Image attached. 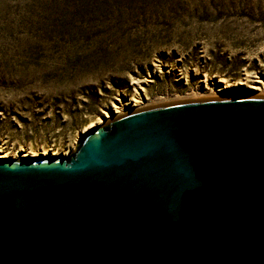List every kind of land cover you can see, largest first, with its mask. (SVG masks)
Here are the masks:
<instances>
[{
  "label": "water",
  "instance_id": "water-1",
  "mask_svg": "<svg viewBox=\"0 0 264 264\" xmlns=\"http://www.w3.org/2000/svg\"><path fill=\"white\" fill-rule=\"evenodd\" d=\"M0 264H264V96L161 105L66 157L0 158Z\"/></svg>",
  "mask_w": 264,
  "mask_h": 264
},
{
  "label": "rangeland",
  "instance_id": "rangeland-1",
  "mask_svg": "<svg viewBox=\"0 0 264 264\" xmlns=\"http://www.w3.org/2000/svg\"><path fill=\"white\" fill-rule=\"evenodd\" d=\"M205 75L264 79V0H0L4 151L64 153L132 79L137 111L216 99Z\"/></svg>",
  "mask_w": 264,
  "mask_h": 264
},
{
  "label": "bare ground",
  "instance_id": "bare-ground-1",
  "mask_svg": "<svg viewBox=\"0 0 264 264\" xmlns=\"http://www.w3.org/2000/svg\"><path fill=\"white\" fill-rule=\"evenodd\" d=\"M155 67L156 66L154 65ZM261 75V74H260ZM181 79H183V74H179ZM186 77V76H185ZM150 78H152L150 76ZM217 77H213L212 79L209 78L207 75L204 76L203 80V87L209 91V96L212 98H231V97H259L264 96V79L256 75L254 80L249 81V76H247L246 80H239L236 83H227L222 78L218 79V84L214 89L210 88L209 81L213 80ZM149 80L147 79H132V85L134 87L135 94L131 95L130 98L123 100L122 98H118L116 102L112 104V112L109 109L103 110L100 113V116L95 119L94 121H91L87 126H85L84 130L81 132V134L75 139L72 146L67 149L64 153H60L58 150H47L44 149L42 152L33 151V150H24L21 148L20 150L13 152V151H4L3 148H0V158H8V159H14V160H20L23 159H31V158H38L37 156H41L40 158H48L47 156L51 157H59L60 155L62 157L69 156L68 154L72 152L75 149V145L77 144L78 138L87 134L89 131H91L94 127L96 128L99 126L104 125L108 121L117 118L123 114H126L127 112H135L137 110H140V108L143 106V102H141V96L138 92V89L145 92L144 85ZM31 157V158H30Z\"/></svg>",
  "mask_w": 264,
  "mask_h": 264
}]
</instances>
